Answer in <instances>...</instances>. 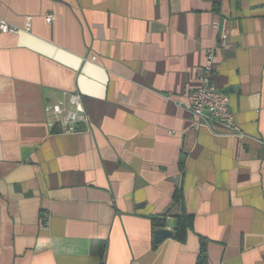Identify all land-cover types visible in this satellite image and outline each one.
<instances>
[{"label":"crops","instance_id":"crops-1","mask_svg":"<svg viewBox=\"0 0 264 264\" xmlns=\"http://www.w3.org/2000/svg\"><path fill=\"white\" fill-rule=\"evenodd\" d=\"M0 19V264H196L204 244L264 264V0H0ZM210 50L242 136L184 108ZM72 93L89 123L67 133L46 106Z\"/></svg>","mask_w":264,"mask_h":264},{"label":"built area","instance_id":"built-area-1","mask_svg":"<svg viewBox=\"0 0 264 264\" xmlns=\"http://www.w3.org/2000/svg\"><path fill=\"white\" fill-rule=\"evenodd\" d=\"M53 16L46 17L47 22H52ZM30 18L27 20L26 30L30 29ZM0 32L17 33L18 28L0 19ZM214 53H207V64L199 76V86L187 93V102L184 108L192 116L196 128L206 127L215 132V127L221 128L225 135L242 136L239 126L230 109L228 95L219 91L214 80ZM46 116L49 125L59 128L63 132L74 133L79 131V125H87L89 116L85 108L83 96L72 93L67 101L48 104ZM218 133V132H217Z\"/></svg>","mask_w":264,"mask_h":264},{"label":"trees","instance_id":"trees-1","mask_svg":"<svg viewBox=\"0 0 264 264\" xmlns=\"http://www.w3.org/2000/svg\"><path fill=\"white\" fill-rule=\"evenodd\" d=\"M176 200H179V196L176 194ZM194 222L193 217L188 215L183 208L182 214L178 218L177 227L175 229V236L180 242H184L188 233L193 229ZM196 264H208L206 245H202Z\"/></svg>","mask_w":264,"mask_h":264},{"label":"water","instance_id":"water-1","mask_svg":"<svg viewBox=\"0 0 264 264\" xmlns=\"http://www.w3.org/2000/svg\"><path fill=\"white\" fill-rule=\"evenodd\" d=\"M173 236V231L168 229H160L156 231L155 233V242L157 244L161 243L163 240H165L168 237Z\"/></svg>","mask_w":264,"mask_h":264}]
</instances>
